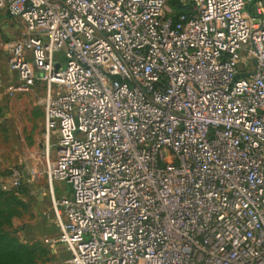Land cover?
I'll return each instance as SVG.
<instances>
[{
	"label": "built area",
	"instance_id": "1",
	"mask_svg": "<svg viewBox=\"0 0 264 264\" xmlns=\"http://www.w3.org/2000/svg\"><path fill=\"white\" fill-rule=\"evenodd\" d=\"M0 11L24 27L9 51L16 89L47 83L68 264H264V0Z\"/></svg>",
	"mask_w": 264,
	"mask_h": 264
},
{
	"label": "rangeland",
	"instance_id": "2",
	"mask_svg": "<svg viewBox=\"0 0 264 264\" xmlns=\"http://www.w3.org/2000/svg\"><path fill=\"white\" fill-rule=\"evenodd\" d=\"M180 2L187 9L188 0ZM167 7L174 14L169 0ZM23 34L21 22L0 11V231L29 248L32 264H68L64 247L56 241L55 208L69 187L48 176L56 137L47 136L44 129L47 83L36 80L28 92L19 91L8 65L10 45ZM54 59L57 67L64 66L61 52ZM54 92L52 86L50 94ZM15 174L18 186L13 183ZM51 239L54 242L46 243Z\"/></svg>",
	"mask_w": 264,
	"mask_h": 264
},
{
	"label": "trees",
	"instance_id": "3",
	"mask_svg": "<svg viewBox=\"0 0 264 264\" xmlns=\"http://www.w3.org/2000/svg\"><path fill=\"white\" fill-rule=\"evenodd\" d=\"M169 3L175 11L174 14H181L187 11L180 0H169ZM0 213H3V210H0ZM0 264H32L31 251L16 240L7 238L0 231Z\"/></svg>",
	"mask_w": 264,
	"mask_h": 264
}]
</instances>
